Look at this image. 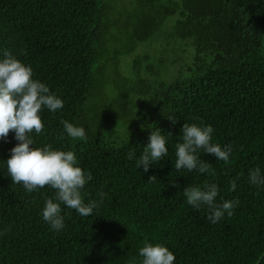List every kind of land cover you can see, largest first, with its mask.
I'll list each match as a JSON object with an SVG mask.
<instances>
[{
    "label": "trees",
    "instance_id": "obj_1",
    "mask_svg": "<svg viewBox=\"0 0 264 264\" xmlns=\"http://www.w3.org/2000/svg\"><path fill=\"white\" fill-rule=\"evenodd\" d=\"M4 50L62 98L32 135L77 155L93 175L83 199L97 207L84 217L62 205L65 226L50 229L41 210L55 190L12 183L10 131L0 140V264H140L146 242L166 245L174 264H264V188L249 182L264 173V0H0ZM157 54L161 67L148 63ZM62 121L86 138H69ZM201 121L212 143L231 145L229 160L201 151L212 173L177 171L180 129ZM155 127L171 133L168 156L145 173L127 154L138 158ZM211 183L217 203L239 201L214 224L183 194Z\"/></svg>",
    "mask_w": 264,
    "mask_h": 264
},
{
    "label": "clouds",
    "instance_id": "obj_2",
    "mask_svg": "<svg viewBox=\"0 0 264 264\" xmlns=\"http://www.w3.org/2000/svg\"><path fill=\"white\" fill-rule=\"evenodd\" d=\"M63 108V100L52 92L49 86L33 78V69L10 51L4 50L0 58V140L6 139L10 131L18 143L10 149L9 158L4 161L12 183L22 184L31 193L45 185L54 189L52 198L45 199L41 210L42 219L50 229L59 232L64 228V208L74 209L79 215L90 216L97 207L96 201L85 203L82 190L92 179L91 171L82 169L77 155L71 151L53 148L49 144L37 146L32 133L39 135L44 124L42 112H56ZM173 124L177 120L168 117ZM64 133L73 139H85L83 126L62 121ZM148 142L143 146L139 157L135 149H130L128 159H136V166H142L147 173L151 165H156L168 156L166 144L170 142V132L165 134L159 127L152 128ZM214 128L210 124L184 123L180 129V142L175 145L174 168L201 174L212 173L211 165L200 159V152L211 154L217 160L227 162L232 152L231 145L221 146L212 143ZM214 174V173H213ZM157 177L151 175L149 182ZM249 182L258 188H264V173L259 167L249 172ZM232 182L230 191L235 190ZM188 205L199 209L206 205L208 220L217 223L227 215L231 217L238 200L216 202L219 188L215 183L200 186H186L183 189ZM103 198L104 193H100ZM142 257L140 264H174L175 254L166 245L146 242L139 249Z\"/></svg>",
    "mask_w": 264,
    "mask_h": 264
},
{
    "label": "rangeland",
    "instance_id": "obj_3",
    "mask_svg": "<svg viewBox=\"0 0 264 264\" xmlns=\"http://www.w3.org/2000/svg\"><path fill=\"white\" fill-rule=\"evenodd\" d=\"M122 1V3L123 2H128V3H130V2H132L133 0H121ZM117 6H121V9H122V11L124 10V9H126V8H124L123 7V4H120V2H118V5ZM127 8H129V10L128 11H130V12H133L134 11V7L133 6H127ZM132 10V11H131ZM157 56H159L160 57V54H157V55H155V57H153L152 59H151V61H149L148 63H153L155 66H162V63L160 62V60L159 59H157ZM134 57V54L133 55H130L126 60H125V64H126V62H128L129 61V59H132ZM145 65V64H144ZM120 67L121 68H125V65H124V63H120ZM131 78H135V76L133 75ZM112 93L113 94H115L116 92H115V90H112Z\"/></svg>",
    "mask_w": 264,
    "mask_h": 264
}]
</instances>
